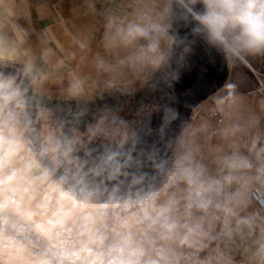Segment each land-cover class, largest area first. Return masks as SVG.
Returning a JSON list of instances; mask_svg holds the SVG:
<instances>
[{"label": "clouds", "instance_id": "obj_1", "mask_svg": "<svg viewBox=\"0 0 264 264\" xmlns=\"http://www.w3.org/2000/svg\"><path fill=\"white\" fill-rule=\"evenodd\" d=\"M54 7L0 0V264H264V92L173 96L200 45L264 62V0ZM145 88L134 119L90 107Z\"/></svg>", "mask_w": 264, "mask_h": 264}, {"label": "water", "instance_id": "obj_2", "mask_svg": "<svg viewBox=\"0 0 264 264\" xmlns=\"http://www.w3.org/2000/svg\"><path fill=\"white\" fill-rule=\"evenodd\" d=\"M227 73V62L220 54L203 45L198 46L191 57L190 67L175 82L173 96L182 117L189 119L192 108L220 88ZM160 102L162 100L159 93L156 103ZM160 120L161 114L154 113L151 117L152 127H158ZM172 131H178V122L172 125Z\"/></svg>", "mask_w": 264, "mask_h": 264}, {"label": "flooded vegetation", "instance_id": "obj_3", "mask_svg": "<svg viewBox=\"0 0 264 264\" xmlns=\"http://www.w3.org/2000/svg\"><path fill=\"white\" fill-rule=\"evenodd\" d=\"M158 97L159 93H151L147 88H145L137 91L131 96L105 94L103 99L96 100L90 107L92 109L103 106L120 107L123 109L121 115H123L126 119H134L136 112L143 105L156 103Z\"/></svg>", "mask_w": 264, "mask_h": 264}, {"label": "crops", "instance_id": "obj_4", "mask_svg": "<svg viewBox=\"0 0 264 264\" xmlns=\"http://www.w3.org/2000/svg\"><path fill=\"white\" fill-rule=\"evenodd\" d=\"M47 2L49 3L50 8L55 6L54 10H53V14H55V12L58 11L60 13V15L64 17L65 20L72 21L77 26L88 22L87 18L81 17L79 15L80 11H82L83 0H47ZM32 18H33L34 26L36 27L37 30L43 29L46 26H48V24L51 23V20L39 19L37 17V14L35 13V11H33V17ZM98 38H99V34H98ZM238 88L244 92L256 91L254 88L251 89V86L245 87V88H240V87H238ZM140 90H142V89H140ZM191 116H192V114L190 115V118H191Z\"/></svg>", "mask_w": 264, "mask_h": 264}, {"label": "rangeland", "instance_id": "obj_5", "mask_svg": "<svg viewBox=\"0 0 264 264\" xmlns=\"http://www.w3.org/2000/svg\"><path fill=\"white\" fill-rule=\"evenodd\" d=\"M252 65H259L258 61H255L253 63H250ZM228 66V65H227ZM226 82H232V83H235L237 84L238 87L240 88H245V87H250L251 86V89H255L256 90V81L253 77V74L251 73L250 69L247 67V65H240V64H237V65H234L232 67H229L228 66V73H227V76H226V79L224 81V84ZM223 84V85H224ZM222 85V86H223ZM221 86V87H222ZM254 86V87H253ZM218 90V89H217ZM215 92V91H214ZM213 92V93H214ZM212 94V93H211ZM210 94V95H211ZM205 100V99H204ZM203 100V101H204ZM201 101V102H203ZM200 102V103H201ZM199 103V104H200ZM198 104V105H199ZM193 115V112L191 113Z\"/></svg>", "mask_w": 264, "mask_h": 264}, {"label": "built area", "instance_id": "obj_6", "mask_svg": "<svg viewBox=\"0 0 264 264\" xmlns=\"http://www.w3.org/2000/svg\"><path fill=\"white\" fill-rule=\"evenodd\" d=\"M259 65L248 64L247 67L250 69L253 77L256 81V91L264 92V62H259Z\"/></svg>", "mask_w": 264, "mask_h": 264}, {"label": "bare ground", "instance_id": "obj_7", "mask_svg": "<svg viewBox=\"0 0 264 264\" xmlns=\"http://www.w3.org/2000/svg\"><path fill=\"white\" fill-rule=\"evenodd\" d=\"M248 65V64H247Z\"/></svg>", "mask_w": 264, "mask_h": 264}]
</instances>
